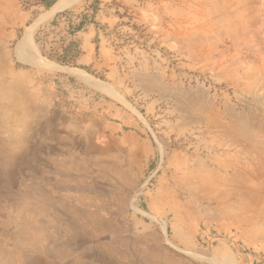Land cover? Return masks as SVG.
Masks as SVG:
<instances>
[{
	"label": "rangeland",
	"instance_id": "374dc122",
	"mask_svg": "<svg viewBox=\"0 0 264 264\" xmlns=\"http://www.w3.org/2000/svg\"><path fill=\"white\" fill-rule=\"evenodd\" d=\"M44 1L0 0V141H18L0 149V248L264 264V0H99L120 17L108 70L61 61L95 0L53 19Z\"/></svg>",
	"mask_w": 264,
	"mask_h": 264
},
{
	"label": "crops",
	"instance_id": "0c3cea01",
	"mask_svg": "<svg viewBox=\"0 0 264 264\" xmlns=\"http://www.w3.org/2000/svg\"><path fill=\"white\" fill-rule=\"evenodd\" d=\"M62 1L57 0L52 7L48 10L46 9L47 17L51 16V19H53L83 0H64L63 7L52 13L53 7ZM49 10H51L52 14H50ZM92 15L93 17L89 21H85L79 31L69 34L68 40L77 43L76 51L78 55L75 59L76 64L89 66L94 69L105 67L108 70L114 66L116 59L113 44L115 33L113 30L119 23L120 17L116 16L105 4L98 5L96 11H92ZM28 16L25 15L24 17L27 18ZM109 71L111 73L112 70Z\"/></svg>",
	"mask_w": 264,
	"mask_h": 264
},
{
	"label": "bare ground",
	"instance_id": "6f19581e",
	"mask_svg": "<svg viewBox=\"0 0 264 264\" xmlns=\"http://www.w3.org/2000/svg\"><path fill=\"white\" fill-rule=\"evenodd\" d=\"M62 2L57 3L53 7L52 13H54L56 10H59V9L62 8V6L64 5V2L63 3ZM46 64L50 65V63H48V62ZM15 129L16 128H14V126H9V128L7 129L8 131H6V132H8L9 134H12L14 136L15 135L18 136L15 133ZM17 142L18 141H16L15 138H13V139L12 138L11 139L8 138L6 140H1L0 141V149L4 150L7 153V156H8L9 160H13V159L17 158V155H18V146L16 145ZM45 230L46 229L43 226H40V227L30 226V227L22 229L21 233L19 234L17 239L23 245H32V246H34L38 242L41 243L43 241L44 236H45ZM36 251L37 252H41V253L45 252V251H43V249H40L39 247L36 248ZM0 258H2V260H4V264H19V263H16L17 258H15L12 255L6 253V251L4 250L3 247L0 248Z\"/></svg>",
	"mask_w": 264,
	"mask_h": 264
},
{
	"label": "trees",
	"instance_id": "16d2710c",
	"mask_svg": "<svg viewBox=\"0 0 264 264\" xmlns=\"http://www.w3.org/2000/svg\"><path fill=\"white\" fill-rule=\"evenodd\" d=\"M55 2H56V0H45L42 3L44 4V6L46 8H50L54 5ZM98 5H99V0H95V3L93 4L95 11L98 8ZM62 14L63 13H60V15H62ZM85 21H86L85 19L82 20L80 22V24H78V26L74 30L70 31V34H74L76 31H79L82 28V26L84 25ZM74 46H75V42L72 41V42H70V45L64 49L65 53L61 57L62 62H65L67 64H71L76 59L78 52H73Z\"/></svg>",
	"mask_w": 264,
	"mask_h": 264
}]
</instances>
